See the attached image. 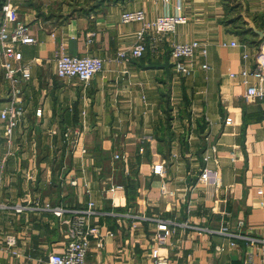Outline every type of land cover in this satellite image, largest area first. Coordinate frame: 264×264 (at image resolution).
Segmentation results:
<instances>
[{"label": "crops", "instance_id": "1", "mask_svg": "<svg viewBox=\"0 0 264 264\" xmlns=\"http://www.w3.org/2000/svg\"><path fill=\"white\" fill-rule=\"evenodd\" d=\"M13 2L36 42L17 50L32 73L25 120L9 138L0 116V264H49L72 238L76 215L58 216L47 204L85 210L90 202L97 211L90 226L115 236L103 248L92 239L86 264H154L157 247L169 264H264V100L244 99L248 85L264 80V0ZM137 10L150 20L179 13L187 22L150 38L143 58L121 59L142 26L121 15ZM193 40L207 55L199 52L185 76L172 66L171 49ZM63 52L100 57L103 70L89 84L59 78ZM7 97L0 76V113ZM67 129L80 131L75 152L62 141ZM206 154L214 159L204 161ZM205 167L219 170L213 196L198 182ZM155 218L183 225L159 244Z\"/></svg>", "mask_w": 264, "mask_h": 264}, {"label": "built area", "instance_id": "2", "mask_svg": "<svg viewBox=\"0 0 264 264\" xmlns=\"http://www.w3.org/2000/svg\"><path fill=\"white\" fill-rule=\"evenodd\" d=\"M123 23L140 22L141 28L136 34L135 44L125 50L119 52L121 59H140L145 56L148 49L151 48V43L163 38L166 34L175 32L179 24L187 22V17L183 14L163 15L153 20L147 18L145 11H125L121 15ZM152 42L149 43V39ZM36 38L33 36L30 26L23 22L20 17L19 8L13 0H5L2 8V17L0 21V76L3 77L5 86L7 88L8 104L0 113L1 119L6 122L5 135L12 137L13 132L25 120L27 109L23 102V91L25 85L31 80L32 73L29 64L23 63L17 58V50L20 45L33 44ZM235 41L231 42V46H236ZM199 52L205 56L207 49L198 41L193 40L187 43L174 44L171 49V64L175 71L189 75L193 71L194 60ZM104 67V61L97 56H74L63 52L56 59V75L59 78L71 79L77 78L82 84H89L94 76L101 72ZM203 68H207V64H202ZM248 72L243 71L242 76L247 83ZM235 76V74H231ZM244 99L246 102L264 100V80L259 84H250L247 86ZM42 110L37 109L36 115L41 116ZM227 125L233 123L232 117H227L225 120ZM80 131L78 129H67L62 134V141L71 152L78 150L80 145ZM147 138L141 139V146L139 153L145 151L144 142ZM82 152H86L82 149ZM114 158L116 160L123 159L120 153H116ZM204 161L208 162L214 159L210 154L204 156ZM163 170V164H155L153 172L160 174ZM198 182L204 184L209 188L210 194L213 196L218 187L221 185L219 177V170L205 167L199 177ZM113 190V189H112ZM260 194L264 190L259 191ZM264 205V202L262 203ZM94 203L90 202L85 210H67L61 206L52 207L47 204L46 208L51 210L58 216H62L65 212H73L76 215L75 219L65 221L71 224L72 238L68 242L65 250L61 253L51 252L48 255L49 264H86V258L89 246L92 239L97 240V245L100 248L104 247L105 240L108 237H114L115 233L101 225L90 226L88 218L97 213L93 208ZM162 226V232L158 233L159 244H164L166 238L172 236L177 232V227L183 224L174 222L171 219H157ZM188 226V224H184ZM134 226V224H133ZM222 232L234 236L230 233L228 227H223ZM6 242L9 246L16 244L14 236H8ZM254 242V240H252ZM264 242V241H263ZM161 248H153L151 250V257L154 264H169V258L163 254ZM16 254V252H13ZM264 253V247H263ZM214 264H222L215 262Z\"/></svg>", "mask_w": 264, "mask_h": 264}, {"label": "rangeland", "instance_id": "3", "mask_svg": "<svg viewBox=\"0 0 264 264\" xmlns=\"http://www.w3.org/2000/svg\"><path fill=\"white\" fill-rule=\"evenodd\" d=\"M229 7H234V6H229ZM248 28H250L251 29V27H248ZM248 28H246V30H244L245 31V34H247V29ZM252 30V29H251ZM253 31V30H252Z\"/></svg>", "mask_w": 264, "mask_h": 264}, {"label": "trees", "instance_id": "4", "mask_svg": "<svg viewBox=\"0 0 264 264\" xmlns=\"http://www.w3.org/2000/svg\"><path fill=\"white\" fill-rule=\"evenodd\" d=\"M247 33H252V30L251 29H247Z\"/></svg>", "mask_w": 264, "mask_h": 264}, {"label": "water", "instance_id": "5", "mask_svg": "<svg viewBox=\"0 0 264 264\" xmlns=\"http://www.w3.org/2000/svg\"><path fill=\"white\" fill-rule=\"evenodd\" d=\"M258 32H260V31H258Z\"/></svg>", "mask_w": 264, "mask_h": 264}]
</instances>
